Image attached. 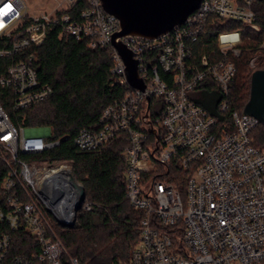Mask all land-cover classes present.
I'll return each instance as SVG.
<instances>
[{
    "label": "built area",
    "instance_id": "built-area-1",
    "mask_svg": "<svg viewBox=\"0 0 264 264\" xmlns=\"http://www.w3.org/2000/svg\"><path fill=\"white\" fill-rule=\"evenodd\" d=\"M78 1L45 0L31 11L27 0H0V56L12 57L0 75V160L7 167L0 264H79L56 228L59 220H75L73 172L64 164L39 166V158H25L55 148L60 140H50L51 131L16 125L9 113H23L54 94L30 64L33 56L20 57L53 29L60 37L87 40L91 48L108 51L112 72L127 86L105 108L98 129H83L74 137L84 151L125 144L126 193L141 212L140 233L130 257L113 264H264V148L251 138L260 122L230 110L237 74L233 57L241 54L244 28L220 32L218 50L194 55L215 18L260 31L253 9L257 0H202L184 24L159 39L119 38L137 61L143 89L129 84L127 65L113 42L120 20L101 0H87L80 9ZM263 61L264 39L250 65ZM214 86L221 95L217 111L228 114L227 120L220 121L198 101ZM92 206L86 199L81 208ZM20 230L38 249L11 256L13 234Z\"/></svg>",
    "mask_w": 264,
    "mask_h": 264
},
{
    "label": "trees",
    "instance_id": "trees-1",
    "mask_svg": "<svg viewBox=\"0 0 264 264\" xmlns=\"http://www.w3.org/2000/svg\"><path fill=\"white\" fill-rule=\"evenodd\" d=\"M86 1L79 0L77 7H85ZM253 9L260 31H252L241 21L215 18V23H208L207 32L195 44L194 55L198 57L218 50L220 32L244 28L241 54L233 57L237 74L231 87V111L244 112L250 99L253 73L264 70V61L256 67L250 65L264 39V0L255 1ZM25 54L33 56L30 64L40 78L53 87L54 94L23 113H9L16 125L49 127V139L60 140L55 148L35 156L26 154L25 158L36 157L48 165L70 166L85 189L87 201L93 205L91 210H78L74 225H57V233L69 255L77 258L79 264H113L127 260L140 233L141 212L131 206L126 193L127 163L122 155L125 144L116 141L100 151L80 150L74 144L79 131L98 129L105 108L121 98L127 86L122 85L112 72L113 62L108 51L91 48L87 40L60 37L57 29L50 30L42 44L28 49L20 57ZM11 59V56H0V75L6 72ZM214 88L211 92L200 93L198 101L220 117V121L227 120L228 114L217 111L221 95L217 87ZM251 138L256 147L264 148L263 123L252 131ZM6 172L7 167L0 160V204ZM31 248L37 250L38 246L26 231L13 234L11 256L27 254Z\"/></svg>",
    "mask_w": 264,
    "mask_h": 264
},
{
    "label": "water",
    "instance_id": "water-1",
    "mask_svg": "<svg viewBox=\"0 0 264 264\" xmlns=\"http://www.w3.org/2000/svg\"><path fill=\"white\" fill-rule=\"evenodd\" d=\"M104 9L115 15L121 22V30L114 36V45L127 65V79L131 86L143 89L145 85L137 73V61L118 39L124 36H137L155 40L169 33L175 26L184 24L202 0H101ZM244 113L255 116L264 124V70H256L252 76L250 99ZM73 184L78 188L75 213L86 200L83 185L71 175ZM75 220H59L63 227L74 225Z\"/></svg>",
    "mask_w": 264,
    "mask_h": 264
},
{
    "label": "rangeland",
    "instance_id": "rangeland-1",
    "mask_svg": "<svg viewBox=\"0 0 264 264\" xmlns=\"http://www.w3.org/2000/svg\"><path fill=\"white\" fill-rule=\"evenodd\" d=\"M27 2H28V4H29V8L31 9V11H36V10H38V8H41L43 5H44V3L43 2H45V0H27ZM43 4V5H42ZM50 6H48V8H49ZM51 8H52V5H51ZM29 131H35V132H39V133H44V132H49V131H51L50 130V128L49 127H35V128H29L28 129ZM28 161H35V159H28ZM37 164L39 165V166H43V165H46V166H48V164H46V163H42L40 160L39 161H37ZM59 165H61V164H59ZM65 166H67L68 168H70V166H68V165H66V164H64ZM72 171V170H71ZM75 177V176H74ZM76 221H77V213H76V216H75V223H76ZM74 223V224H75Z\"/></svg>",
    "mask_w": 264,
    "mask_h": 264
},
{
    "label": "bare ground",
    "instance_id": "bare-ground-1",
    "mask_svg": "<svg viewBox=\"0 0 264 264\" xmlns=\"http://www.w3.org/2000/svg\"><path fill=\"white\" fill-rule=\"evenodd\" d=\"M65 184H66V182H64V183L61 184L63 186V188H62L63 189V192L65 191V189H67V185H65ZM67 210H69V204H68Z\"/></svg>",
    "mask_w": 264,
    "mask_h": 264
}]
</instances>
